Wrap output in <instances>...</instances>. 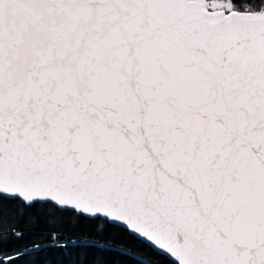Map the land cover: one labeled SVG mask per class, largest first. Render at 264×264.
<instances>
[{
  "label": "snow or ice",
  "instance_id": "6c2138e0",
  "mask_svg": "<svg viewBox=\"0 0 264 264\" xmlns=\"http://www.w3.org/2000/svg\"><path fill=\"white\" fill-rule=\"evenodd\" d=\"M109 227L264 264V0H0V264Z\"/></svg>",
  "mask_w": 264,
  "mask_h": 264
},
{
  "label": "trees",
  "instance_id": "16d2710c",
  "mask_svg": "<svg viewBox=\"0 0 264 264\" xmlns=\"http://www.w3.org/2000/svg\"><path fill=\"white\" fill-rule=\"evenodd\" d=\"M82 234L97 236L95 226L88 222H80L76 225L71 235L73 239ZM104 248L81 247L69 252L51 250L41 254L44 264H73L74 261H82L83 264H140V261L150 259L152 264H158L162 259L147 249H141L140 245L114 228H106L99 237ZM131 250V255H122L118 248ZM139 249V251H137Z\"/></svg>",
  "mask_w": 264,
  "mask_h": 264
}]
</instances>
